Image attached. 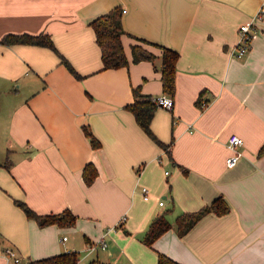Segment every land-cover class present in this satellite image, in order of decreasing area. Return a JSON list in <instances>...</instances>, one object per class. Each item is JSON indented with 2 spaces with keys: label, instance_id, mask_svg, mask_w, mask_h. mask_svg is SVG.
Masks as SVG:
<instances>
[{
  "label": "crops",
  "instance_id": "1",
  "mask_svg": "<svg viewBox=\"0 0 264 264\" xmlns=\"http://www.w3.org/2000/svg\"><path fill=\"white\" fill-rule=\"evenodd\" d=\"M262 4L0 0V40L49 34L56 48L0 41V130L7 147L0 159V264H16L5 255L8 248L19 264L72 251L76 264H157V253L180 264H264V17L248 51L233 53L238 27ZM116 7L123 10L127 65L105 69L90 22ZM134 44L154 59L134 62ZM161 46L178 53L173 107H157L150 123L164 145L126 108L133 88L164 94ZM84 127L100 147L91 145ZM231 133L243 143L236 164L227 167ZM88 163L98 170L89 185ZM219 195L229 212L206 214L177 234L179 214ZM16 200L43 215L69 209L76 223L41 227ZM161 214L171 228L147 246L142 238ZM103 240L105 248H90Z\"/></svg>",
  "mask_w": 264,
  "mask_h": 264
},
{
  "label": "trees",
  "instance_id": "2",
  "mask_svg": "<svg viewBox=\"0 0 264 264\" xmlns=\"http://www.w3.org/2000/svg\"><path fill=\"white\" fill-rule=\"evenodd\" d=\"M122 13L120 7H116L107 13L99 15L92 19L90 25L93 27L96 35V42L101 49V58L103 68H119L127 65L126 55L123 49L122 35ZM5 44H33L46 46L56 50L52 38L49 34H9L0 40ZM132 60L134 62L140 60H153L154 55L148 53L139 45L131 47ZM178 53L172 49L161 46L160 55V81L162 92L167 95H173L174 92V74ZM62 60L70 71L78 78L81 75L76 72L69 61L64 57ZM133 102L126 105V108L133 114L134 119L139 127L158 144L164 145L157 140L150 129V123L153 118L155 109L158 107L153 100V97L148 94H143L138 88L132 89ZM86 136L89 138L91 145L94 148L100 147V141L94 136L88 127L83 128ZM260 153H264V144L260 148ZM98 175L96 166L88 163L83 168V178L86 184H91ZM16 204L24 210L29 218L37 221L38 225L43 227L50 224H59L61 226H73L76 223L77 216L69 209L58 214H38L34 212L25 202L16 200ZM229 205L221 195L214 198L209 204L201 207L193 212H182L175 220L176 232L179 236L187 233L193 225L204 215L214 214L217 216L224 215L229 212ZM171 228L164 214L155 217L149 224V227L144 234L142 241L151 246L159 236ZM78 253L75 251L62 253L47 258L30 261L28 264H76ZM157 264H180L175 262L168 256L157 253Z\"/></svg>",
  "mask_w": 264,
  "mask_h": 264
},
{
  "label": "built area",
  "instance_id": "3",
  "mask_svg": "<svg viewBox=\"0 0 264 264\" xmlns=\"http://www.w3.org/2000/svg\"><path fill=\"white\" fill-rule=\"evenodd\" d=\"M263 17H264V5L262 4L257 9L255 14L251 16L249 22L243 23L238 27L237 30L238 40L235 45V49L233 51L235 56H243L248 51L251 40L259 32L258 22ZM153 100L155 101L158 107H162L167 110H171L173 107V99L167 94H162L160 96L153 97ZM205 104H206L205 102L200 103L201 106H205ZM242 143L243 140L239 135L235 133H231L228 136L227 145L232 150V154H230L225 160L227 167H232L236 164L239 156L241 155L238 148L242 145ZM141 193L143 199L148 200L149 191L145 186L141 187ZM159 204H162V201H159ZM97 245H100L102 248H105L107 246V242L104 240L100 241L99 244L97 243L95 245H92L90 246V248L95 249ZM5 255L8 258H12L16 264H19L21 262L20 259L17 257L16 252L11 248L5 250Z\"/></svg>",
  "mask_w": 264,
  "mask_h": 264
},
{
  "label": "rangeland",
  "instance_id": "4",
  "mask_svg": "<svg viewBox=\"0 0 264 264\" xmlns=\"http://www.w3.org/2000/svg\"><path fill=\"white\" fill-rule=\"evenodd\" d=\"M0 133H1V135H0V137H2V139L3 140H1L0 141V159H2V158H4V156L5 155H7L6 154V149H7V147H6V142L4 141L5 139H6V132H4L3 130H0ZM13 156L15 155V153L14 154H12ZM65 235H67V237H70V235H69V233L68 232H66L65 233ZM66 237V236H65ZM66 237V238H67ZM83 253L81 252L80 253V255H82ZM79 255V256H80ZM86 264H90V263H88V261H87V263Z\"/></svg>",
  "mask_w": 264,
  "mask_h": 264
}]
</instances>
